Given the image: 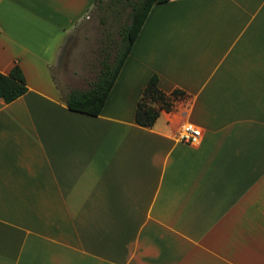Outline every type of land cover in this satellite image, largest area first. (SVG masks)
Returning a JSON list of instances; mask_svg holds the SVG:
<instances>
[{
    "label": "crops",
    "instance_id": "crops-1",
    "mask_svg": "<svg viewBox=\"0 0 264 264\" xmlns=\"http://www.w3.org/2000/svg\"><path fill=\"white\" fill-rule=\"evenodd\" d=\"M95 1L0 0V72L27 85L0 98V264H264V0L153 5L82 113L51 69ZM154 74L189 98L141 126Z\"/></svg>",
    "mask_w": 264,
    "mask_h": 264
},
{
    "label": "trees",
    "instance_id": "trees-1",
    "mask_svg": "<svg viewBox=\"0 0 264 264\" xmlns=\"http://www.w3.org/2000/svg\"><path fill=\"white\" fill-rule=\"evenodd\" d=\"M168 0H137L131 4L128 22L119 30V41L111 43L115 50L112 60L110 51L100 61V68L96 78L88 88H70L61 93L64 104L70 110L92 113L101 108L113 86V83L123 65L151 7ZM114 3L123 2L113 0ZM27 91L25 77L16 63L8 73L0 72V98L10 103ZM189 98L182 89L174 88L164 92L158 86L157 75H152L140 95L134 113V120L141 126H152L162 110L171 111L177 103Z\"/></svg>",
    "mask_w": 264,
    "mask_h": 264
},
{
    "label": "rangeland",
    "instance_id": "rangeland-1",
    "mask_svg": "<svg viewBox=\"0 0 264 264\" xmlns=\"http://www.w3.org/2000/svg\"><path fill=\"white\" fill-rule=\"evenodd\" d=\"M112 1L96 0L72 29L63 53L51 69L62 93L70 88H88L106 51H110L108 57L112 60L115 50L110 45L119 41V30L128 22L131 4L137 0Z\"/></svg>",
    "mask_w": 264,
    "mask_h": 264
},
{
    "label": "built area",
    "instance_id": "built-area-1",
    "mask_svg": "<svg viewBox=\"0 0 264 264\" xmlns=\"http://www.w3.org/2000/svg\"><path fill=\"white\" fill-rule=\"evenodd\" d=\"M175 136L179 142L188 145H197L201 140L202 130L195 124L185 121L180 124Z\"/></svg>",
    "mask_w": 264,
    "mask_h": 264
}]
</instances>
